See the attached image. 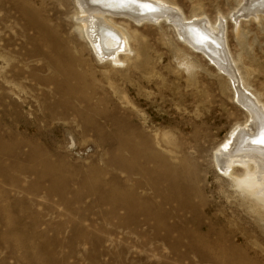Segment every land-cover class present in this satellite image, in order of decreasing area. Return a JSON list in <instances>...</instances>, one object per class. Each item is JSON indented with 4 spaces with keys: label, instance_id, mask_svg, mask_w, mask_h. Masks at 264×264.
<instances>
[{
    "label": "rangeland",
    "instance_id": "rangeland-1",
    "mask_svg": "<svg viewBox=\"0 0 264 264\" xmlns=\"http://www.w3.org/2000/svg\"><path fill=\"white\" fill-rule=\"evenodd\" d=\"M163 1L222 21L229 71L165 21L116 19L135 36L113 63L74 0H0V264H264L262 215L214 162L248 118L229 74L264 104V7Z\"/></svg>",
    "mask_w": 264,
    "mask_h": 264
},
{
    "label": "bare ground",
    "instance_id": "bare-ground-1",
    "mask_svg": "<svg viewBox=\"0 0 264 264\" xmlns=\"http://www.w3.org/2000/svg\"><path fill=\"white\" fill-rule=\"evenodd\" d=\"M241 2L244 4L239 9V14L245 11L254 20L259 19V8L264 7V0ZM74 7L78 35L101 60L120 62V55L129 50V40L135 36L134 32H129L128 28L118 24L116 19L136 23L165 21L172 24L177 34L183 37V44L203 53L219 69L230 70L228 55L224 49L225 42H222L223 24L220 19L216 24L205 23L200 18L186 19L177 8H165L163 0H74ZM261 14L264 16V10ZM238 16L234 15L233 20L237 21ZM229 76L236 101L245 108L248 118L243 127L232 131L221 146L222 150L217 149L218 154L213 159L217 169L232 178L237 189L252 203L256 213L262 215L264 221V104L256 98L252 99L242 81L239 83L233 73ZM128 150L133 159L138 157L135 150ZM234 168L240 169L243 177L234 176ZM198 227L202 228L203 225ZM236 259L239 262L245 257L239 254Z\"/></svg>",
    "mask_w": 264,
    "mask_h": 264
}]
</instances>
